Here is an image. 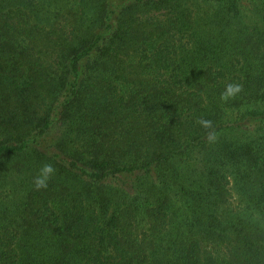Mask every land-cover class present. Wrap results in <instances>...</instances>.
<instances>
[{
  "label": "trees",
  "instance_id": "16d2710c",
  "mask_svg": "<svg viewBox=\"0 0 264 264\" xmlns=\"http://www.w3.org/2000/svg\"><path fill=\"white\" fill-rule=\"evenodd\" d=\"M0 264H264V0H0Z\"/></svg>",
  "mask_w": 264,
  "mask_h": 264
},
{
  "label": "rangeland",
  "instance_id": "374dc122",
  "mask_svg": "<svg viewBox=\"0 0 264 264\" xmlns=\"http://www.w3.org/2000/svg\"><path fill=\"white\" fill-rule=\"evenodd\" d=\"M71 5L73 6V8L77 12V3H76V5H73V4H71ZM71 5H70V7H71ZM69 8L65 9L63 11L62 16L60 17V21H62V22H60V23L63 24L64 21L65 22L70 21L71 16H70ZM242 10H243V14L245 17V21L246 22H252L253 21V12H254V8L252 7V5L244 3ZM243 109H245V108H243ZM227 117L231 118V115L229 114V112H227ZM229 190H230V193L232 195V198H231L229 205H227V207L228 208L231 207L233 209V211H235L236 214L243 213L245 211L246 205L241 201L240 196L236 193L235 189H233L232 186L229 187ZM258 220H259V218H258Z\"/></svg>",
  "mask_w": 264,
  "mask_h": 264
},
{
  "label": "clouds",
  "instance_id": "9594fccd",
  "mask_svg": "<svg viewBox=\"0 0 264 264\" xmlns=\"http://www.w3.org/2000/svg\"><path fill=\"white\" fill-rule=\"evenodd\" d=\"M241 91V87L239 85H229L227 88L226 93L223 94L222 98L227 99L230 96L235 95L236 93H239ZM205 126L208 125L209 122L207 121H201ZM54 168L51 164H44L40 171L39 175L35 179V185L39 188H46L48 185V181L54 174Z\"/></svg>",
  "mask_w": 264,
  "mask_h": 264
}]
</instances>
